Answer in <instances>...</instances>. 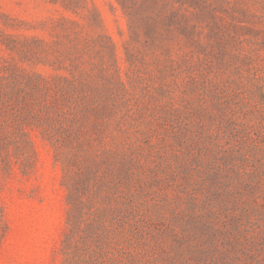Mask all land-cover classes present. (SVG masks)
I'll return each instance as SVG.
<instances>
[{"label":"rangeland","instance_id":"374dc122","mask_svg":"<svg viewBox=\"0 0 264 264\" xmlns=\"http://www.w3.org/2000/svg\"><path fill=\"white\" fill-rule=\"evenodd\" d=\"M0 264H264V0H0Z\"/></svg>","mask_w":264,"mask_h":264}]
</instances>
